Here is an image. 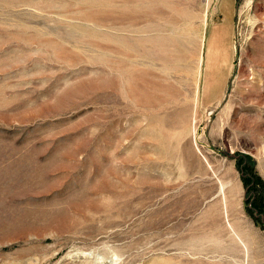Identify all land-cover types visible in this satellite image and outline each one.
Instances as JSON below:
<instances>
[{
  "label": "rangeland",
  "instance_id": "obj_1",
  "mask_svg": "<svg viewBox=\"0 0 264 264\" xmlns=\"http://www.w3.org/2000/svg\"><path fill=\"white\" fill-rule=\"evenodd\" d=\"M0 264H264V0H0Z\"/></svg>",
  "mask_w": 264,
  "mask_h": 264
}]
</instances>
